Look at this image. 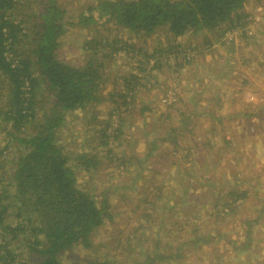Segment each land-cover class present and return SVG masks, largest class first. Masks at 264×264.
I'll return each instance as SVG.
<instances>
[{"label":"rangeland","instance_id":"374dc122","mask_svg":"<svg viewBox=\"0 0 264 264\" xmlns=\"http://www.w3.org/2000/svg\"><path fill=\"white\" fill-rule=\"evenodd\" d=\"M55 1L65 11L59 57L102 65L107 97L69 113L57 144L79 189L113 206L91 249L76 245L60 264H149L158 256L165 259L155 264H264V2L250 0L253 20L232 34L219 27L176 37L162 28L144 39L116 25L77 24L85 9L117 0ZM0 84L1 108L8 82ZM41 96L37 123L53 101L44 87ZM6 133L0 152L9 177L19 146H8ZM85 156L97 166L86 170Z\"/></svg>","mask_w":264,"mask_h":264},{"label":"trees","instance_id":"16d2710c","mask_svg":"<svg viewBox=\"0 0 264 264\" xmlns=\"http://www.w3.org/2000/svg\"><path fill=\"white\" fill-rule=\"evenodd\" d=\"M249 1H99L81 13L77 24L105 30L116 25L144 39L162 28L176 37L219 27L232 32L253 20L245 9ZM35 5L39 11L33 9ZM64 15L55 0H0V81L8 82L5 105L0 108V133L7 132L8 146H19L9 177L1 160L5 152H0V264H60V256L76 245L91 249L95 230L113 217L107 199L98 204L79 189L71 160L57 144V131L69 113L107 98L102 65L89 61L75 67L59 57ZM95 44L87 43L88 49ZM120 44L122 39H116L113 51L118 52ZM190 51L187 57L194 53ZM42 87L53 101L37 123ZM132 91L128 87L127 95ZM32 124L35 131L29 134ZM112 133L118 138L121 128ZM83 160L86 170L97 166L96 157ZM234 196L245 200L247 193ZM157 259L165 258L158 256L149 264Z\"/></svg>","mask_w":264,"mask_h":264},{"label":"built area","instance_id":"2783aa9c","mask_svg":"<svg viewBox=\"0 0 264 264\" xmlns=\"http://www.w3.org/2000/svg\"><path fill=\"white\" fill-rule=\"evenodd\" d=\"M232 33H233V32H231V34H232ZM188 53H189V52H188ZM188 53H186V55H187ZM191 56H192V54L188 55V58L190 59Z\"/></svg>","mask_w":264,"mask_h":264}]
</instances>
